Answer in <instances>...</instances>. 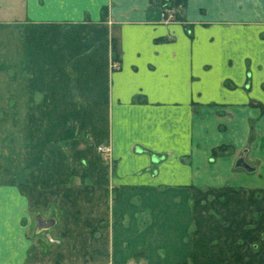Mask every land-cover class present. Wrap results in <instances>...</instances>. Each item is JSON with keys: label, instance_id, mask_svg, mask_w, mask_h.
<instances>
[{"label": "crops", "instance_id": "obj_1", "mask_svg": "<svg viewBox=\"0 0 264 264\" xmlns=\"http://www.w3.org/2000/svg\"><path fill=\"white\" fill-rule=\"evenodd\" d=\"M165 1L0 0V264H264V0Z\"/></svg>", "mask_w": 264, "mask_h": 264}, {"label": "rangeland", "instance_id": "obj_2", "mask_svg": "<svg viewBox=\"0 0 264 264\" xmlns=\"http://www.w3.org/2000/svg\"><path fill=\"white\" fill-rule=\"evenodd\" d=\"M28 76V75H27ZM29 77V76H28ZM32 103H33V101H32ZM28 105H29V107H28V109H27V113H26V118H25V124H22L26 129L25 130H27V151H31L32 153H35L36 151L35 150H32V147L31 146H33V145H31L30 144V142H31V136L34 134V131H35V129H36V126H37V124H36V115H35V109H34V107H35V104H33L34 105V107L33 108H31L30 107V101H28ZM0 115H2V112H0ZM18 122H19V119H18ZM18 126H19V124H17ZM79 134H80V136H83V132L82 131H80L79 132ZM49 143H51V144H58V142L56 143V142H49ZM62 143V142H61ZM2 144H3V148H5L6 146H8V141L7 140H5V141H3L2 142ZM31 153V155H28L27 154V157H28V164L26 165V167L24 168V172L26 173V174H28V176L30 177V175H31V166H33L32 165V163L30 164V161H34V160H36V162L35 163H39V164H43V165H47V157H46V154L42 151H38L37 153V157H34V160H33V158H32V156H33V154ZM19 157H20V152L19 153H17V154H14V153H12L9 157H8V159H9V161H11L12 163H14L15 161H17V159H19ZM9 169V168H8ZM3 171L4 172H9L10 171V169L9 170H7L6 169V167L5 166H3L1 163H0V172L1 173H3ZM11 174L12 175H18L19 174V172H17L16 170H15V168H13V171H11ZM16 178H18V176L16 177ZM36 217H40L39 215H37V211H31V212H29V215H28V219H27V221H26V224H27V233H28V235H29V237H30V239L31 240H33L35 243H37L36 241H37V238H38V240H42V241H44L46 244L48 243L49 244V242L48 241H50L51 240V238H50V233L48 232L49 231V229H50V227H45L44 229L42 228V230H40V229H38V227H37V223H39V222H37V219H36ZM25 224V225H26ZM40 238V239H39Z\"/></svg>", "mask_w": 264, "mask_h": 264}, {"label": "trees", "instance_id": "obj_3", "mask_svg": "<svg viewBox=\"0 0 264 264\" xmlns=\"http://www.w3.org/2000/svg\"><path fill=\"white\" fill-rule=\"evenodd\" d=\"M170 1H171V3H168L166 1L163 2L162 3V6L165 8V7H168L169 5L170 6L171 5L172 6L177 5L179 0H170ZM112 48H113V51H114V54H115V57H116V52H115V46H114V44H113ZM137 98L138 97H135L134 99L136 100ZM41 185L42 186H47V185H49V183L48 182H45V183H41ZM36 186H37L36 184H27V185L20 186V189L21 190H25L26 188L29 189V188H33V187H36ZM44 252H46V249L44 250Z\"/></svg>", "mask_w": 264, "mask_h": 264}, {"label": "water", "instance_id": "obj_4", "mask_svg": "<svg viewBox=\"0 0 264 264\" xmlns=\"http://www.w3.org/2000/svg\"><path fill=\"white\" fill-rule=\"evenodd\" d=\"M238 163H239L240 165H242V166L247 167V165L244 163V161H243L242 159H240V160L238 161Z\"/></svg>", "mask_w": 264, "mask_h": 264}]
</instances>
